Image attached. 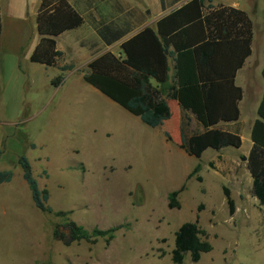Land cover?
Segmentation results:
<instances>
[{
    "label": "rangeland",
    "instance_id": "obj_1",
    "mask_svg": "<svg viewBox=\"0 0 264 264\" xmlns=\"http://www.w3.org/2000/svg\"><path fill=\"white\" fill-rule=\"evenodd\" d=\"M0 3V173L13 172L12 181L0 185V264H174L176 233L196 221L207 231L212 251L198 263L188 254L183 264H264V207L247 167L264 89V0H253L256 68L237 127L243 145L218 154L208 150L201 159L182 149L175 109L153 129L84 81L88 64L104 51L91 29L64 35L63 58L58 67L47 68L30 61L40 39L41 0ZM79 40L86 51L78 49ZM63 66L72 69L62 71ZM22 157L40 189L49 191L54 212L70 213L66 218L88 231L119 227L115 239L69 245L56 239L54 229L64 221L36 209L19 165ZM183 186L180 209H170V194Z\"/></svg>",
    "mask_w": 264,
    "mask_h": 264
},
{
    "label": "trees",
    "instance_id": "obj_2",
    "mask_svg": "<svg viewBox=\"0 0 264 264\" xmlns=\"http://www.w3.org/2000/svg\"><path fill=\"white\" fill-rule=\"evenodd\" d=\"M181 1L161 0V6L165 11ZM83 24V15L69 0H41L36 16L40 40L30 61L47 68L58 67L64 53L58 50L56 39ZM125 26L117 22H100L96 32L102 42L110 46L131 32ZM2 31L0 3V42ZM253 38L254 26L245 12L223 5L214 6L210 0H188L159 20L157 30L147 27L126 40L121 45L120 56L107 52L92 60L84 81L154 129L169 121L172 114L167 100L153 87L151 80L167 82L169 59H173L174 85L170 87L167 99L176 100L203 128V132L188 134L186 119L181 123L182 149L188 156L201 159L209 149L220 152L229 147L240 149L243 145L239 132L225 130L220 125L240 120L244 91L236 85V76L253 53ZM71 69V66L61 68L62 71ZM262 76L264 80V69ZM62 80V76L58 77L54 85L58 86ZM251 141L247 167L253 180L254 196L264 207V95L258 119L253 124ZM19 165L36 209L64 221L54 229L56 239L67 245L96 243L101 238L111 243L115 239L119 227L88 231L66 218L70 213L54 212L48 205L50 193L40 189L29 160L22 157ZM199 170L198 165L189 177ZM12 179L13 172L0 173V185L10 183ZM184 189L183 186L170 194V209H180L178 197ZM225 196L233 213L234 201L228 190H225ZM208 238L207 231L198 221L184 224L175 235L173 263L183 264L188 254L193 263H198L204 253L212 251Z\"/></svg>",
    "mask_w": 264,
    "mask_h": 264
},
{
    "label": "crops",
    "instance_id": "obj_3",
    "mask_svg": "<svg viewBox=\"0 0 264 264\" xmlns=\"http://www.w3.org/2000/svg\"><path fill=\"white\" fill-rule=\"evenodd\" d=\"M70 3L77 9L84 17V24L75 30L69 31L64 33L63 35L59 36L57 40V45H58V50L62 51L60 49V39L69 33H75V32H80L83 29L86 30L91 29L92 32L99 38L96 28L99 25L100 22H117L118 24H126V28H129L131 30L130 33H128L123 39L113 43L110 46H106L104 42L99 38V44L104 48V51L100 54H104L107 52H112L113 54L120 56L122 54L121 50V45L131 38L132 36L136 35L143 29L150 27L153 28L154 30H157V24L159 20L167 16L171 11H173L176 8H179L183 4H185L188 0H183L177 5L168 8L167 10H163L161 6V0H102L99 3H97L96 0H69ZM109 2V3H108ZM109 4V5H114V8H110L108 10H103L97 9L96 7H92L93 5L95 6L96 4ZM210 3L214 6H227L231 7L237 10H240L242 12H245L250 20L253 23V15H254V4L253 0H210ZM209 4V2H207ZM84 7V11L87 15H89V21L86 19L85 15L81 12L82 10L80 9L81 7ZM124 27V26H122ZM40 40V39H39ZM39 42V41H38ZM85 43V42H84ZM82 40L77 41V46L80 51H86V44H84ZM253 45H254V38H253V43H252V55L246 60L245 65L243 68H241L236 76V85L241 87L244 91V97L243 100L240 103V111H241V117L240 120L237 123H222L220 126L224 128L225 130L231 131V132H239L240 131L237 129L239 125H242V115L244 112V108H247V105H245L246 101V96H245V88L248 83V79L250 74L255 70L256 68V63L254 62V50H253ZM170 50H173L170 48ZM264 52V48L262 50ZM63 52V51H62ZM98 55L97 57H99ZM96 57V58H97ZM95 59V58H94ZM92 59V60H94ZM91 60V61H92ZM90 61V62H91ZM43 66V65H42ZM264 69V63H262ZM45 67V66H44ZM175 62L173 59H169V73H168V81L165 83H158L156 80L152 79L151 84L153 87L157 88L158 90L161 91L163 98H165L168 102V105L171 109V114L172 110L175 109L176 114L178 116V121L180 125V131H181V123L185 120V123L187 124L186 131L188 133L191 132L193 133H200L203 132V128L197 123V121L194 119L193 115H191L188 112H185L182 110L180 107L179 103L176 100L172 99H167V94L169 92V89L172 85H174V75H175ZM264 95V89H262L261 93V101L263 99ZM260 101V103H261ZM259 103V106H260ZM176 120V121H177ZM234 127V128H233ZM241 134V133H240ZM242 136V135H241ZM250 147L252 148V141ZM212 150V149H209ZM225 149L221 150L220 152L224 151ZM208 151V150H207ZM206 151V152H207ZM205 152V153H206ZM217 152L216 153H220ZM204 155V154H203Z\"/></svg>",
    "mask_w": 264,
    "mask_h": 264
},
{
    "label": "water",
    "instance_id": "obj_4",
    "mask_svg": "<svg viewBox=\"0 0 264 264\" xmlns=\"http://www.w3.org/2000/svg\"><path fill=\"white\" fill-rule=\"evenodd\" d=\"M243 160L246 161V157H244Z\"/></svg>",
    "mask_w": 264,
    "mask_h": 264
}]
</instances>
